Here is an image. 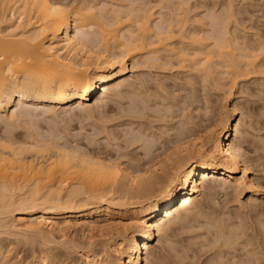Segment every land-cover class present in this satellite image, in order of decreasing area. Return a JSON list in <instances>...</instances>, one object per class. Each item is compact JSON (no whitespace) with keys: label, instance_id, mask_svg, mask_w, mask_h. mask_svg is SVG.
<instances>
[{"label":"bare ground","instance_id":"6f19581e","mask_svg":"<svg viewBox=\"0 0 264 264\" xmlns=\"http://www.w3.org/2000/svg\"><path fill=\"white\" fill-rule=\"evenodd\" d=\"M169 1L0 0V236L43 247L31 264H78L69 251L83 253L80 264H158L152 244L158 238L160 246L171 226L185 228L197 220L199 212H189L201 193L209 198L199 204L203 213L213 210L217 196L229 198V190L247 196L239 210L264 198L243 158V115L235 101L223 102L211 125L187 121L164 141L150 133L153 127L140 125L153 94L143 100L138 93L145 85L134 77L138 67L196 72L202 82L227 88L226 98L240 82L264 75L263 39L242 37L250 26L240 21L243 0H224V7L211 9L184 0L169 9ZM170 10L169 20L164 12ZM199 11L209 21L219 15L220 26L214 31L212 25L207 35L189 31L187 16ZM125 99L123 110L117 104ZM111 104L122 108L124 124L109 125L116 120L108 116ZM77 120L93 130L83 137L86 145L77 140L79 133L72 134L74 143L67 139ZM114 126L125 127L114 132ZM97 137L127 153L103 158L107 148ZM124 208L130 218L116 224L112 212ZM103 217L115 224L99 226ZM223 223L211 226L213 242L220 245L211 264H264V257L253 259V250L238 241L239 226ZM69 231H79V239L69 238ZM96 237L109 246L107 252L97 249ZM237 243L245 257L235 254ZM51 245L60 250L49 257ZM1 251L0 264H9Z\"/></svg>","mask_w":264,"mask_h":264},{"label":"rangeland","instance_id":"374dc122","mask_svg":"<svg viewBox=\"0 0 264 264\" xmlns=\"http://www.w3.org/2000/svg\"><path fill=\"white\" fill-rule=\"evenodd\" d=\"M115 1L117 0H114V2ZM150 1H153V0H150ZM171 1L172 0H170L169 2L171 3ZM173 1L174 3L173 4L171 3V6H169L170 7L169 9H173L176 7V6L173 7V5H175L176 0H173ZM179 1L180 0H178V3ZM182 1L183 0H181V2ZM184 1L185 2L189 1V3L195 6L196 5L200 6L201 4H204L203 6H206L205 8L207 9L213 8L214 5L218 7L222 4L221 6H223L224 3L226 2L224 0H187V1L184 0ZM233 1L238 3L241 0L240 1L233 0ZM139 2H143V1H139ZM239 6L237 9L241 10L242 15L241 14H240L241 16L239 15L241 18L239 19L241 22L243 21L242 22L244 25L243 28L248 27V25L252 26L250 30H249L250 26L248 28V31L244 30L246 33L242 30V32H244L242 37L245 35L244 37L246 39L248 36L246 40L249 39V41H256L258 38L263 39L262 41H264V0H260V1L243 0L241 1V4ZM172 12L173 11L171 10L169 12L166 11L164 12V15L166 16L167 13H170L168 15L172 16V14L174 13ZM201 13H202V16H201ZM196 14H197L196 17L193 16V13L187 16L188 17L187 19L189 20V24L187 26L189 31H191L193 28L195 32L198 31L201 34L207 35L211 31L214 32L215 29H217L216 25L218 22L220 26V16L219 15H217V17L214 16L216 20L212 19L213 21H215V23L214 22L212 23L211 22L212 20L209 21L208 17L207 18L204 17L205 15L203 14V12L199 11ZM206 15L208 16V14ZM171 16H168L167 18L170 20L172 19ZM195 19H198V20L196 21ZM199 21L203 22V25H201L202 23H199L200 24L199 26L198 24ZM192 22L194 24H196L197 22L198 25L196 24L194 26ZM210 23L212 24L210 25ZM212 25H213L214 31L211 28ZM242 32L238 31V34H242ZM195 73L196 72L194 73L188 72L187 70L177 71V68H171L170 70V68L168 69V67L166 69L163 68L162 70L159 68L158 69L154 68V67L153 69L152 68L147 69L146 67L136 68L134 70V77L141 79L143 81V84L145 83L144 87L143 86L139 87L138 93L142 92L141 93L142 99H143V96L145 98V96H148V95L150 96L151 94H153V97H155L154 98L155 100H153L152 99L153 97L150 96L152 100V102H150L151 104L148 103L150 101V97L149 99L148 97L146 98L147 99L146 101L149 104L148 106H150V107L147 106V109L148 108L150 109L151 106H153L152 108L154 110L152 109L153 113L152 112L150 113V111H148L149 109L146 110L149 113L148 112L145 113L146 111H143L144 114L142 115H144L145 117L141 118L140 125L144 124L143 126L145 128H149L150 130L153 127L154 129L152 128L153 130L150 133H154L156 131L154 134H156V136H158V134H160L161 137L163 136V139L162 138L161 139L164 141V138L166 140L167 137L174 138L181 129L186 127L187 121L188 122L190 121L189 123L191 125L192 123H194L196 126L203 125L206 127V124L211 125L210 122L217 119L221 106L224 105L223 102H225V104L227 103V105L229 104L232 106L233 102L235 101L234 103L237 104L238 108L240 109L243 115L242 124L239 129V140L243 141V144H242L243 153H244L243 158L244 160H246L247 164L251 167L256 183L259 184V186H261L260 188L263 190L261 191L264 192V75H260V76L255 75V77L250 79V81L240 82L239 86L232 89V93H233L232 96L226 98V96H224L225 95L224 91L227 88L223 89L222 87L219 86V88L216 89V87L218 86V83L217 84L213 83L214 80L213 81L207 80V81L202 82L203 81L202 78H200V76H198ZM215 77L218 78L217 76ZM157 81L161 82L159 83L161 84L160 86L163 85L161 88L157 87L158 85ZM208 81H212L214 85ZM220 88H222V90ZM159 89H161L162 91ZM224 99L225 100L227 99V100L225 101ZM126 100L127 99H125V102L127 103L120 100V102H118L119 104H117L119 105V107H122L123 110H125L127 108L125 106L129 104L128 101ZM144 103L146 104V102ZM115 105H112V104L110 105V107L112 106V108L110 109L111 111L108 112L109 113L108 116H112L113 114H115L116 117H114V119L116 120H113L112 118L111 122L117 121V122L124 124L122 119H120L119 117V113L121 112L122 108L120 109L118 106H115ZM155 109L157 111H155ZM158 111H163L164 113L158 112ZM215 117L216 119H214ZM125 119H123L124 122L126 121ZM111 122H109V125L115 124L114 122L113 124ZM82 124L81 123L79 124L78 120L71 123V127H70L71 135H66V136H68L67 139L69 138L71 140L72 134H74L75 136L76 133H79L80 136L78 134L76 135H78L80 138L78 137H75V138H78L77 139L78 141L82 140V142H80L82 145L84 144L86 145L87 143L85 142V140L83 143V137L86 138L88 136V138H90L92 135L90 136L89 134L92 133L93 130L91 131L90 125H88L87 122L84 121L82 122ZM81 126H82V129H81ZM115 127L119 130V128H121L122 126H114V129H113L115 130L114 132L118 131L116 130ZM124 127L122 128L124 129ZM62 135L64 134L62 133ZM97 139L100 140V141L99 140L97 141L100 142V143L98 142V144H101L102 147L106 144L105 141L101 140L102 139L101 137L100 138L97 137ZM74 141L76 140H73L72 142L74 143ZM166 142L167 141H165V144ZM116 143L117 142H115V144ZM119 146H123L122 143ZM105 147L107 148L106 145ZM108 148H110L111 151L108 150ZM108 148L105 149L107 151L105 150L104 152L102 151L103 154L101 155L103 158L109 157V158L117 159L122 154L127 153L124 150L117 151L115 149L114 151V149H112L111 147H108ZM130 151L131 150H128V152ZM229 192H231L229 198L225 199L224 197H222V194L217 196L216 199L214 198V201L216 202L214 203L215 205L213 204V202H212L213 205H210L212 207L211 209L213 210H210V209L206 211L203 210L205 211L204 213L200 212L202 210L200 209L199 204L203 203L205 200L209 198L205 197L206 196L205 193L203 194L201 193V195H199L196 198L195 203L193 205V209L191 208L192 210H190L189 214L190 215L192 214L194 217H196L195 216L196 212L197 213L199 212L198 215L202 213V217H203V215L206 213L204 215L205 217L199 218L197 215L198 217V218L196 217L197 220L190 222V224L188 223L184 225L185 228H182V226L180 228V226L178 225H173L169 229H166L168 230V231H165L166 237L164 236L163 241H162L163 243L161 244L162 246L160 245L161 248H163L162 249L163 251L160 249L159 244H157L158 238L152 244V247L155 248L154 249V251H156L155 253H157L156 257L158 256V258H160V261H159L160 263L158 264H211V261L215 256L214 254H216V251H218L217 249L219 248L218 246H220L219 244H215L213 242V236L215 235L216 230L214 228H211V226H215V224L220 225L223 223V220H226L224 221L226 223H223L225 225H228V226L238 225L239 226L238 231H236V237L239 240L236 239V242L237 240L240 242L242 241L241 243L239 242L241 245H243L245 242L244 246L248 244L247 246H245L246 251L247 249L249 251L253 250L252 254H250L251 256L254 255L253 259L257 260L259 258V261H262L261 259L264 257V229L262 228L264 225L260 227L259 223L261 224L264 223V198L259 200V204H255L256 206L258 205L259 209L262 210V211L260 210L258 214L257 213V211L259 210L258 207H253L255 205H253L252 203L247 204V206L243 210H239L238 204L241 201L243 202L247 200V196H245V194L240 195V196H235L232 190H229ZM210 204H211V201H210ZM253 208H257L258 210L257 209L254 210ZM127 211H128L127 208L120 209V210H114L112 212V215L114 216L115 221L114 220L113 221L116 222V224L118 221L127 222L130 218V215L128 216ZM111 221L112 220H108L103 217L97 222V224L99 226H108V224L109 225L115 224V223H112ZM207 225L210 227L209 229L211 230V232H209V234L207 235V241L209 240L210 243H207V241H203V239L200 238L202 237L203 233H205L203 231L207 229L208 227ZM68 236L69 238L79 239L80 233L79 231H73L72 233L69 231ZM95 239H96L95 244L98 243L97 249L98 250L105 249V251L107 252L109 246L108 245L104 246V244H102V241H98L101 239L103 240V238L96 237ZM164 240H167L168 242ZM200 243H202L203 247H199ZM239 243L236 244V248L234 249V252L238 257H245L244 253L246 251L245 252L243 251L244 253L241 251V245ZM101 244L102 246H100ZM0 247H1L0 249H2L1 252L4 253V255L6 256L5 261H7L9 264L34 263L36 260L35 258H37V256L39 255L38 252L43 250L41 249L43 247L40 248L38 245H34L33 247H30L27 245L24 246L22 242L18 243L16 242L15 239H12V238H9L3 235L0 236ZM55 247L57 246L51 245L50 247H48V248L54 249L51 252L49 257H51L52 255H54L60 250L59 248H55ZM69 253H70V259H73L72 260L73 262L74 261L78 262V264L81 263L80 262L81 257H79V255L83 253L75 252V251H69ZM176 256H183L185 257V260L179 261L176 258ZM240 259H244V258H240Z\"/></svg>","mask_w":264,"mask_h":264}]
</instances>
